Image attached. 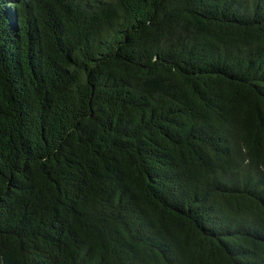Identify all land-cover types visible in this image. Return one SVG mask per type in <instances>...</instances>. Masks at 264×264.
I'll return each instance as SVG.
<instances>
[{
	"label": "trees",
	"instance_id": "trees-1",
	"mask_svg": "<svg viewBox=\"0 0 264 264\" xmlns=\"http://www.w3.org/2000/svg\"><path fill=\"white\" fill-rule=\"evenodd\" d=\"M0 264H264V0H0Z\"/></svg>",
	"mask_w": 264,
	"mask_h": 264
}]
</instances>
